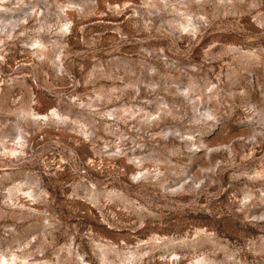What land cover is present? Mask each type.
<instances>
[{
  "label": "rangeland",
  "instance_id": "1",
  "mask_svg": "<svg viewBox=\"0 0 264 264\" xmlns=\"http://www.w3.org/2000/svg\"><path fill=\"white\" fill-rule=\"evenodd\" d=\"M0 264H264V0H0Z\"/></svg>",
  "mask_w": 264,
  "mask_h": 264
}]
</instances>
